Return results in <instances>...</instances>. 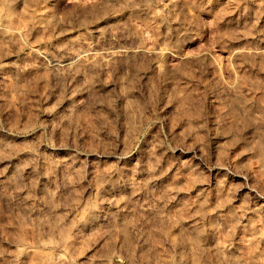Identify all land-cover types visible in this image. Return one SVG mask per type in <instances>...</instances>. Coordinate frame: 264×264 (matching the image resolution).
<instances>
[{"label":"rangeland","instance_id":"374dc122","mask_svg":"<svg viewBox=\"0 0 264 264\" xmlns=\"http://www.w3.org/2000/svg\"><path fill=\"white\" fill-rule=\"evenodd\" d=\"M0 264H264V0H0Z\"/></svg>","mask_w":264,"mask_h":264},{"label":"bare ground","instance_id":"6f19581e","mask_svg":"<svg viewBox=\"0 0 264 264\" xmlns=\"http://www.w3.org/2000/svg\"><path fill=\"white\" fill-rule=\"evenodd\" d=\"M66 53V52H65ZM69 55V54H68ZM73 55V56H72ZM61 56V55H60ZM59 56H57L56 58L53 56V57H48L49 58V62L52 64V65H54V66H56V67H62V66H69V64H71L74 60H75V58H77V57H75L74 56V54H72L71 53V56H65V57H61V58H58ZM108 57V56H107ZM64 68V67H63ZM260 144V143H259ZM258 144V145H259ZM263 144V143H262ZM261 147H263L262 145H261ZM260 147V148H261ZM259 150V149H258ZM263 151V150H262ZM262 151L260 152V153H262ZM259 154V153H258ZM151 180H152V178H151ZM150 180V181H151ZM154 181H155V179H154ZM152 183V182H151ZM110 185H112V184H110ZM109 185V186H110ZM105 186L107 187V184H105ZM117 186V185H116ZM102 187H104V186H102ZM101 187V188H102ZM105 187V188H106ZM112 186H110L109 188H111ZM103 189V188H102ZM101 189V190H102ZM114 189V188H113ZM117 190H118V187H117ZM103 191H105L104 189H103ZM101 193L103 194V192L101 191ZM124 204V203H123Z\"/></svg>","mask_w":264,"mask_h":264}]
</instances>
